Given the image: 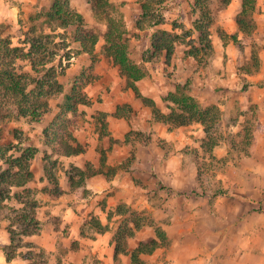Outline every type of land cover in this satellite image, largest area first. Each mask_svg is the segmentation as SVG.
I'll use <instances>...</instances> for the list:
<instances>
[{
    "label": "crops",
    "instance_id": "0c3cea01",
    "mask_svg": "<svg viewBox=\"0 0 264 264\" xmlns=\"http://www.w3.org/2000/svg\"><path fill=\"white\" fill-rule=\"evenodd\" d=\"M241 4L242 0H230L227 6L222 7L220 19H212V25L217 21L223 29L220 31L222 35H238L237 40L243 37L236 24ZM253 20L257 70H235L228 53L233 41H223L221 35L214 37L210 34L214 57L206 70L207 75L199 77L198 74L193 84L195 89L211 96L207 99L199 97L203 104H218L224 112L223 120L229 116L233 99L238 97L243 114L236 121L235 128L242 127L246 112L253 108L257 124L264 130V0H256ZM215 44L218 47L220 44L221 55L214 48ZM84 56L89 60L87 54L79 55L83 59ZM104 60H97L91 73L98 77L95 84L103 81L100 70ZM176 68L169 81L177 82L179 76L186 74L183 67L179 72L177 63ZM116 70L113 68L111 71ZM116 72L119 74V71ZM216 88L220 90L212 97L211 92L215 93ZM171 89L169 83L163 82V95ZM112 92L116 94H104L110 100L102 104L95 103L94 95L87 93L91 105L81 106L85 112L106 114L105 134L98 135L89 128L73 130L72 134L82 145L83 153L70 157L53 156L80 171H84L89 164L98 172L87 176L82 185L73 190L68 180L72 173L66 174V169L56 172L55 167L43 161L44 154L51 152L44 145L42 131L54 116L47 117L46 113L39 123L23 120L3 126L7 136V129L20 128L28 132V136L39 135L42 142L34 145L38 152L30 162L33 178L25 186L34 192L38 205L36 219L40 225L39 232L22 236L24 244L18 248L16 258L9 262L0 249V264H36L30 263L32 260L28 256L34 251L49 255L46 264H92L90 261L94 258L99 263L93 264H130V254L139 244L157 240V228L163 230L169 245L158 247L151 254L140 255L144 262L150 260L148 264H264V242L261 239L264 234V211L254 210L258 206L264 207V198L259 195L252 201L238 193L239 190L233 194L216 195L215 191L202 186L197 180L196 162L188 150H194L195 155H203L201 145L206 139L203 127L192 124L169 131L167 126L152 119L150 109L143 106L130 88L125 92L120 89ZM227 96H232L231 102H226ZM123 105L130 107L129 117L114 116L116 109ZM168 111V107L163 108V113ZM88 119L93 120L91 116ZM135 132L142 133L149 140L140 142ZM260 134L256 132V139ZM262 139L264 141V133ZM228 154L226 143L219 142L212 149V156L216 159H223ZM101 155L104 157L102 167ZM131 155L130 166L126 170L120 169ZM248 161L255 162V169L251 170L264 172V144L255 146L249 157L238 160L234 170L239 174L248 171ZM45 167L54 175L55 186L47 182ZM108 168L117 169L113 176H106ZM259 182L256 179L257 189L261 186ZM218 183L219 188L224 190L230 187L222 178ZM121 208L125 214H121ZM130 216H135L138 228L134 225L135 219H130ZM93 220L99 228L91 224ZM124 220H127V229L132 236H126L127 243L122 247L124 251L115 254L113 237ZM9 235L6 219L0 214V248L10 245ZM163 255H166V263L163 262Z\"/></svg>",
    "mask_w": 264,
    "mask_h": 264
},
{
    "label": "rangeland",
    "instance_id": "374dc122",
    "mask_svg": "<svg viewBox=\"0 0 264 264\" xmlns=\"http://www.w3.org/2000/svg\"><path fill=\"white\" fill-rule=\"evenodd\" d=\"M67 1L69 3V8L83 17L84 25L82 27L71 26L64 28L59 21L48 19L46 13L52 8L55 0H0V37L9 39L12 46H19L20 43L26 39V36L40 38L47 36V38L56 45L54 49L52 48L54 51L53 53L56 54L54 65L62 62L64 66L63 74L58 77V81L62 86V93L49 99L48 103L50 109L47 113V117H55L59 112L58 107L63 103L64 97L70 93L74 79L78 77L82 71L88 70L90 66L87 57L84 56V59L79 57L80 53L78 52V45L75 43V39L82 34L90 32L97 36L98 41L95 46L97 49L96 57L102 56L99 59L105 58L100 70L103 75L101 76L103 81L101 80V83L95 84L98 77L95 75L92 76L91 74L89 76L91 78L90 82L86 85L84 90L86 96H88L87 93H92V95H94L93 97H95V103L102 104L104 101L110 100L107 99L104 94H116L112 91L117 89L125 92L129 88L124 77L116 72L119 71L118 68L113 64L111 59L104 56L101 50V46L104 44L103 36L107 31L106 20L96 17L92 13L91 7L87 4L86 0ZM144 2L145 0H109L110 8L106 13L108 18L119 20L122 23V29L124 31L122 39L127 44L129 58L145 73V77L136 83L139 95L151 99L162 113L164 107L176 109L175 107L173 108L171 103H166V101H164V98L168 93L174 94L176 97H179L181 94L192 96L202 107L215 105L220 110L221 117L220 121L210 129L209 135L215 139L219 138L220 142L227 144L229 150L228 156L230 158L231 156L233 157L234 163L219 165L218 163L207 159V156L205 155L196 156L195 153H193L194 150H188L190 155L196 156V162L200 165L199 183L204 187L210 188V190H223L227 194H233L239 190L238 193H241L244 198L252 201H254L255 197L259 195L264 198V172L251 170V168L255 169V162H247L248 171H244L245 173L242 172L239 174L237 170H234L236 165L234 152H239L240 156L244 153L252 154L255 146L261 147L264 144L262 139L264 130L255 122L256 110L251 108L250 111L246 112V120L240 125L242 127L237 126L235 128L237 124L236 121L239 119V116L243 114L239 109L238 97L236 99H233L232 96L226 97V102H231L233 99V105L230 106L229 116L223 120L224 112L221 111L218 104H203L199 97L207 99L210 95L206 92L198 91L193 84L198 74L199 77H202L203 74L205 76L207 75L206 70L211 64V59L214 57L213 44V51L210 56H204L198 50L199 45L197 34L194 33L191 27V23L196 17L193 16L191 10L193 0H147L145 3ZM222 9L223 8L220 7L218 1L213 0L209 9L212 19L219 18ZM148 11L150 12V15L148 16V19L145 20L144 25L156 21H160V23L151 29H144L142 31L137 30V21L141 19L143 13ZM221 29L222 28L219 26L218 22L214 21L213 25L210 26V34L214 37L217 36V34L221 35L222 33L220 31L223 30ZM163 33L165 34V37L162 36ZM154 36H158V40L167 37V39L172 41V52L169 55H166L165 51L160 53L157 52L155 53L154 56L156 57L152 62H141L143 56H150L148 49L150 48V43ZM235 36L237 37L238 35ZM227 37L229 38L228 42H231V36ZM253 39V34L249 37L243 36L235 43L231 44V52L228 51V53L231 54L232 66L235 70L241 68H245V70L249 68L250 71L253 70L250 68L252 63L249 59L252 53H257V44ZM216 44V47L214 48H216L218 54L221 55V48L219 52L220 44L219 47ZM146 52H148V54L145 55ZM223 54H225V52H223ZM99 59L97 58L98 61ZM176 63L179 69L180 67H183L182 69L186 74L179 76V81L177 82L169 81V79L173 78L172 76H174L177 70ZM113 68L117 70L112 72ZM179 72L181 73V69ZM163 82L166 84L169 83L172 88L170 92L167 94L164 93V95ZM219 90V88H216L215 93L211 92L213 94L212 97L216 95ZM218 101L220 102L221 99ZM99 113L100 112L98 111H95L93 114L91 112H85L84 110H81V106H78L76 114L74 115V118H72V124L70 127L71 132L73 133V130L79 131L81 128L84 130L89 128L90 131L93 130L98 135L105 134L106 131L103 130V127L101 126L102 117ZM89 116L93 118L92 121L88 119ZM13 122L15 121L11 120L7 123L1 124L0 158L5 154L3 160L9 157V155H17L15 150L18 149V142H21L19 145L21 147L20 149H24L28 146L34 147L35 144H40L42 142L39 139V135H37V137L28 136V132H24L20 128L7 129V136V133L5 134V131L3 130V126L6 127ZM245 129H248L251 133V141H248L247 138L245 139ZM256 132L261 133L260 137L257 139ZM14 136L18 140H15ZM233 146L236 147L232 149ZM49 160L50 163H53L52 167L56 168V172H59L60 170L63 172L64 169H66V174L73 173L71 171L72 166L63 160L55 159L53 156H50ZM0 166L3 168L6 167L2 162H0ZM221 178L222 180H226V183H229L228 185H230V187L227 190L219 188L218 181ZM256 179L260 181L259 183L261 185L258 189L255 187ZM12 205L15 206L13 202H10L7 203L6 207ZM254 210L263 212L264 207L258 206L255 207ZM120 211L125 214L123 208H121ZM0 214L6 219L7 231H9L11 228L9 225L15 220V215L11 213L8 208L1 209ZM131 218L135 219V216H130V219ZM91 224L94 225L92 222ZM12 227L14 230V246H7V251L10 255L14 254V257L12 258L14 259L18 255V248L24 243L21 240V237L16 235L19 228L15 225H12ZM261 239L264 242V234L261 236ZM124 243H127L126 237ZM124 246L125 244L123 247ZM30 253L31 254L28 255V252H25V255H28L32 260L30 263L46 264L49 262V255L37 251ZM165 257L166 255H163L162 257L164 263H166ZM141 260L143 259L141 258ZM90 263L93 264L99 262L94 258L91 259ZM148 263H150V260L148 261L146 259L145 264Z\"/></svg>",
    "mask_w": 264,
    "mask_h": 264
},
{
    "label": "trees",
    "instance_id": "16d2710c",
    "mask_svg": "<svg viewBox=\"0 0 264 264\" xmlns=\"http://www.w3.org/2000/svg\"><path fill=\"white\" fill-rule=\"evenodd\" d=\"M147 0H145L146 2ZM213 0H193L191 10L193 16H196L191 23L194 33L197 34L199 45V52L204 56L212 54V45L210 40V26L212 25V16L209 12L210 5ZM220 7H225L230 3V0H217ZM91 7L92 13L98 17L106 20L107 31L103 36L104 44L101 47L103 54L110 58L113 64L118 68L119 74L124 77L127 86L133 91L137 98H139L144 107L151 111L152 119L168 127L172 130L179 127H184L192 124H200L203 127V132L206 135V140H203L201 148L203 155L207 156L210 161L216 162L219 165L231 162L234 159L231 156L216 159L212 156V149L217 146L220 139L210 137V129H212L221 117L220 110L215 105L202 107L192 96L181 94L179 97L168 93L164 101L172 104L173 108H169L168 113H162L155 105V103L148 98L139 95L136 83L145 77L142 69L129 58L128 48L126 42L122 39L123 25L119 20L108 18L106 13L110 8L109 0H86ZM144 2V3H145ZM256 0H242L241 11L239 12L236 24L238 31L243 36L249 37L255 31V24L253 20V12L255 9ZM143 8V7H142ZM144 10V9H143ZM47 18L54 19L60 22L64 27H82L84 25L83 17L79 13L73 12L69 8L67 0H55L52 8L47 11ZM150 12L143 13L141 19L137 21L136 28L139 31L144 29H151L160 21L144 25L145 20L148 19ZM151 22V21H150ZM162 36L165 37L163 33ZM154 36L148 52L149 57L143 56L142 62H152L156 57L157 52L165 51L166 55L172 52V41L166 38L157 39ZM221 39L226 41L229 39L227 35L221 34ZM230 40L235 43L236 36H231ZM98 38L93 33H85L75 39L78 45V52L87 54L90 60L88 70L82 71L78 77L73 81L70 93L64 97L63 103L58 107L59 112L55 115L48 126L43 129V142L49 149L51 154L45 153L43 161L52 167L50 163V156L70 157L83 153L84 149L74 138L70 127L72 118L76 114L78 106L88 107L91 101L84 93L86 85L90 82V75L97 62L96 54H94L95 46ZM56 45L52 43L49 38L26 36V39L20 43L19 46H12V43L7 38L0 37V125L11 120L19 121L25 120L30 123H39L42 117L48 113L49 99L55 95L62 93V86L58 81V77L63 73V64L60 62L55 64L56 54L53 53ZM51 48V49H50ZM52 50V51H51ZM148 52L145 53L148 54ZM194 57V56H193ZM251 67L254 71L257 70V57L255 53L251 54ZM245 71V70H244ZM246 72H250L249 68ZM131 109L128 105H123L116 109L114 116L129 117ZM103 130L106 128L104 122L106 114L99 113ZM69 116V117H68ZM255 122L257 123L256 117ZM260 127V126H259ZM131 133V132H130ZM245 139L251 141V133L245 129ZM134 135L139 138L140 142L146 143L149 138L142 133L135 132ZM15 140H18L14 136ZM128 139V137H127ZM18 149L15 151L17 155L4 158L5 154L0 158V162L5 164V168L0 166V210L7 209L15 215V220L9 225L10 247L14 246L12 225L19 228L16 235L30 236L36 235L39 232L40 225L36 219L37 202L34 197V192L31 189L25 188L26 184L30 182L33 175L30 171V162L37 154L38 150L33 146L20 149L21 142H18ZM250 145V142H249ZM12 147V145L10 144ZM236 147V146H235ZM234 146L232 147L235 148ZM234 152V151H233ZM236 162L242 158L249 157L250 153H244L240 156L239 152H234ZM229 155V154H228ZM197 156V155H196ZM193 156L195 162L196 157ZM133 160V155L128 158L127 162L122 164L120 169L126 170ZM235 164L237 165V163ZM100 166H104V157L101 155ZM197 166V180L199 181L200 165ZM117 169L108 168L107 177L113 176ZM73 172L68 176L71 190L82 185L83 180L91 175L97 174L91 165L87 164L84 171L76 168H71ZM45 178L49 184L55 186L57 184L54 175L50 172L48 167H45ZM216 195H223L225 191L218 190L214 192ZM13 202L15 206L6 207L7 203ZM121 212V211H120ZM121 214H123L121 212ZM127 220H124L119 226L118 231L113 237L115 242V254L123 252V245L126 236H132L131 231L127 228ZM136 228L139 227L137 219L134 221ZM13 223V224H12ZM95 227L99 228V224L92 221ZM157 240H152L146 244H139L130 254V264H145L141 260L140 255L151 254L158 247H167L169 241L159 228L155 231ZM5 256L7 262L13 257L7 251V247L0 248Z\"/></svg>",
    "mask_w": 264,
    "mask_h": 264
}]
</instances>
